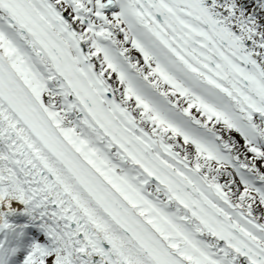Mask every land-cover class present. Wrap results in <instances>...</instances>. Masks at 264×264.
Listing matches in <instances>:
<instances>
[{
	"label": "snow or ice",
	"instance_id": "1",
	"mask_svg": "<svg viewBox=\"0 0 264 264\" xmlns=\"http://www.w3.org/2000/svg\"><path fill=\"white\" fill-rule=\"evenodd\" d=\"M0 264H264V0H0Z\"/></svg>",
	"mask_w": 264,
	"mask_h": 264
}]
</instances>
